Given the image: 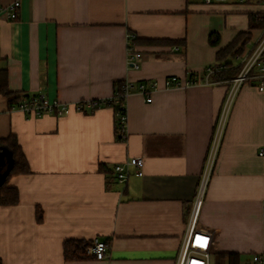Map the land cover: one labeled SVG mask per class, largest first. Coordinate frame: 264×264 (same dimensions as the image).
I'll list each match as a JSON object with an SVG mask.
<instances>
[{"label":"crops","instance_id":"obj_1","mask_svg":"<svg viewBox=\"0 0 264 264\" xmlns=\"http://www.w3.org/2000/svg\"><path fill=\"white\" fill-rule=\"evenodd\" d=\"M258 13L264 0H21L16 20L1 12L0 86L16 95L73 106L112 97L119 80L154 82L151 101L137 87L128 95L124 140L111 106L27 116L0 92V137L18 136L32 170L10 178L19 203L0 205L3 264H174L229 87L215 74L213 84L186 81L226 65L217 51L249 31L243 52L228 58L240 64L264 31L250 28ZM129 48L142 54L138 68ZM262 148L264 93L250 80L231 104L199 214L217 252L247 260L264 250ZM134 156L144 174L132 168L120 183L114 165ZM95 237L110 242L104 261L64 258L65 240Z\"/></svg>","mask_w":264,"mask_h":264},{"label":"built area","instance_id":"obj_2","mask_svg":"<svg viewBox=\"0 0 264 264\" xmlns=\"http://www.w3.org/2000/svg\"><path fill=\"white\" fill-rule=\"evenodd\" d=\"M225 0H206L207 3L223 2ZM21 0H14L9 6H0V13L6 11L10 20H16L19 16ZM142 56L140 52L129 48L128 64L130 67L138 68V59ZM239 72L231 78L225 101L221 112L215 124L212 139L205 157L201 178L198 184L194 202L192 204L189 217L186 224V230L181 240L180 247L175 257L174 264H211V254L215 251L214 238L212 233L202 227L199 223V214L206 188L212 176L218 150L221 144L222 136L225 130L228 113L231 104L242 84L253 80L257 88L264 93V31L253 48L244 56L240 63ZM227 66L216 63L208 65L201 76L194 75L186 82L188 84H213L211 77L226 69ZM123 92L121 93L124 101L120 104V109L116 112L117 135L122 136L124 140L127 137V110L126 99L130 92L137 87L147 97V101L152 100L149 87L154 86L153 81H139L134 83L130 80H124ZM171 85H181V80L177 76L169 77ZM99 100H79L71 106L70 103L63 102L58 98H50L44 93L21 94L18 102L12 107L23 111L27 116H41L46 113L57 115L65 114L73 107L77 111L91 112L101 106ZM264 154V148L261 149L260 155ZM145 160L142 156H134L125 162L114 165V172L120 183H126L131 169L134 168L138 175L144 174ZM262 215L264 217V200L262 203ZM110 247L109 240L99 237L93 238L87 252L97 260L104 261L108 256ZM241 264H264V250L252 253L250 259L243 261Z\"/></svg>","mask_w":264,"mask_h":264},{"label":"trees","instance_id":"obj_3","mask_svg":"<svg viewBox=\"0 0 264 264\" xmlns=\"http://www.w3.org/2000/svg\"><path fill=\"white\" fill-rule=\"evenodd\" d=\"M264 28V13H258L251 15L250 28ZM250 39V32H240L233 39L231 43L227 46L220 48L217 51V59L226 61L227 68L217 72L215 77L223 80H230L233 78L240 70V64L236 65L233 59H228L229 57L235 58L240 55L248 40ZM138 38H133L130 36V42L136 44ZM150 42H155L159 40L148 39ZM209 41L212 45L217 46L220 43V35L218 33H211L209 36ZM171 43L174 40L170 41ZM175 43V42H174ZM124 80H119L115 82V92L112 97L99 100L101 106H111L114 108L115 112L120 109V104L124 101L121 93L123 92ZM0 92L9 98V106L12 107L16 102H18L20 95L14 94L8 85H1ZM117 126V121H116ZM117 128V127H116ZM117 132V131H116ZM118 140H123L122 136L117 135ZM4 161V165L0 164V205H15L20 201V193L17 187L10 185V178L18 174H28L31 173V167L27 160V157L23 151V148L19 142L18 136L14 133L9 134L6 137H0V162ZM7 167L4 172L3 168ZM37 219H42V213L40 209H37ZM92 240L86 239H67L63 243V256L66 260H81L88 259L91 255H88L87 248L91 244ZM221 258L227 260L228 264H241L242 255L238 252H228L222 251L218 252ZM0 264L3 261L0 257Z\"/></svg>","mask_w":264,"mask_h":264},{"label":"rangeland","instance_id":"obj_4","mask_svg":"<svg viewBox=\"0 0 264 264\" xmlns=\"http://www.w3.org/2000/svg\"><path fill=\"white\" fill-rule=\"evenodd\" d=\"M6 170H7V167L5 166L3 168V171L5 172ZM245 260L246 258L242 257V262ZM210 261H211V264H228L227 260L224 258H221L216 250L211 254Z\"/></svg>","mask_w":264,"mask_h":264},{"label":"water","instance_id":"obj_5","mask_svg":"<svg viewBox=\"0 0 264 264\" xmlns=\"http://www.w3.org/2000/svg\"><path fill=\"white\" fill-rule=\"evenodd\" d=\"M0 164H1V165H4V161H1Z\"/></svg>","mask_w":264,"mask_h":264}]
</instances>
